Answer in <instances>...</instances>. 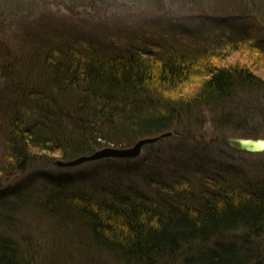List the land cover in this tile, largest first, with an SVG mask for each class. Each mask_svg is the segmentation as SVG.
Masks as SVG:
<instances>
[{
    "label": "trees",
    "instance_id": "trees-1",
    "mask_svg": "<svg viewBox=\"0 0 264 264\" xmlns=\"http://www.w3.org/2000/svg\"><path fill=\"white\" fill-rule=\"evenodd\" d=\"M28 1L36 2L0 0V15H24ZM106 1L61 0L70 8L64 20L22 18L26 31L13 35L27 39V50L0 40V64L9 78L0 87L3 166L23 168L52 155L73 158L170 129L178 132L203 107L229 102L233 91L264 86V73L259 74L264 37L251 34L261 28L252 22L259 16L253 8L264 0H251L254 6L236 8V13L216 10L195 27L170 25L171 36L158 32L157 38L169 45L163 52L153 43L119 46L113 39L106 43L104 33L94 34L97 29L85 25L91 21L85 22L82 13ZM48 26L55 27L58 38ZM207 29L214 34L209 42L201 40ZM48 36L66 46L46 52L50 45L41 40ZM71 36L72 43L64 38ZM130 47L134 50L124 54ZM236 51L257 56L262 66L234 57ZM139 168L127 160L123 175L106 181L100 174L102 181L92 179L91 172L54 175L40 169L29 182L43 180L47 193L27 197L20 187L0 189V224L11 226L15 219L10 221L9 214L39 203L69 244L76 236L74 250L60 241L51 250L38 251L42 245L36 246L34 237L23 239L24 246L0 233V264H55L47 258L49 252L58 264L264 263V184L258 178L242 169L244 175L237 170L220 174L199 159L144 173ZM90 252L89 260L84 259L89 254L81 255Z\"/></svg>",
    "mask_w": 264,
    "mask_h": 264
},
{
    "label": "rangeland",
    "instance_id": "rangeland-1",
    "mask_svg": "<svg viewBox=\"0 0 264 264\" xmlns=\"http://www.w3.org/2000/svg\"><path fill=\"white\" fill-rule=\"evenodd\" d=\"M35 1L27 2L23 11L24 15L22 13L16 17H3L0 15V40H6L13 48H17L18 50L19 47L27 50L26 47H29L27 39L23 40L21 36L13 35L25 30L23 22L28 18L38 17L39 15L45 16V20L53 17L64 20L67 17V11L70 9L69 6L61 5V0ZM107 1L103 3L104 6L101 8L99 5L102 3H99L95 9H92L93 12H89V14L82 13L85 22H87V19L91 21L85 25H92L91 27L97 29L94 31V34L104 33L103 39H105L106 43L110 39H113L119 46H125L131 42L130 46L134 45L137 48H142L145 44L153 43V47L158 46L159 51L169 48V45L165 44L164 40L157 38L158 32L171 36L172 31L168 28L170 25H182V27L189 25L195 27L199 24H204L208 17L212 16L216 10L217 12L229 11L230 13H236L233 12L236 8L242 9L254 6L251 0H240L239 2H230L232 0ZM34 4L38 6L34 11L39 10L38 12H34L31 9V6H34ZM257 4V7H254L253 10L259 16L252 20V22L255 24L260 23L261 28L256 26L255 29L251 30V34L254 37H264V11H258L259 6H264V1H260ZM106 5L107 8H104ZM17 17L21 18V22L18 21ZM217 17L220 18L219 16ZM48 31H50L51 35H56L57 38L60 35L55 27L51 28L48 26ZM208 31L211 30L207 29L205 34L202 35L201 40L212 41L214 34H207ZM152 36L156 37L154 38L155 40H151ZM64 38L70 41V43L74 40L73 36ZM196 38L200 39L199 37ZM41 41L43 44H47V46L50 45L44 48L46 52L50 47H60V44L63 47L66 46V42L55 44V40L49 38V36ZM198 42L200 43V40ZM107 45L105 44L106 47ZM0 46H4V42H1ZM212 46H214V43ZM128 50L134 49L131 47L125 49L124 54ZM163 51L165 50L161 52ZM1 52L0 54H2ZM241 52L236 51L233 56H238L246 61L253 60L259 65L263 64L257 56L254 57L248 53ZM109 53H112L111 49ZM1 59L2 57L0 56ZM261 70H259V74L264 73V69ZM8 80L6 71L0 64V87H4V82H8ZM187 83L191 82L187 81ZM182 86H185V83ZM232 93L234 95H232V99L229 102H223L218 106H214L213 109L203 107L197 117L190 116L189 118L192 117V119L188 123L187 121L182 123V125L187 124L181 126L182 128L178 129V132L174 129L167 130L173 133L145 145L141 154L135 158L108 156L99 159L101 160L100 162H98L99 160L86 161L77 166L60 167L55 164L54 157L56 155H52L23 168H7L2 165L3 161L0 160V189L7 188L14 190L20 187V192L29 194L25 195L27 197L33 196L32 193L43 195L48 192V188L42 184L43 180L29 182V180L34 179L33 177L38 176L36 171L40 169L54 175H65L66 171H70L71 174L78 173L79 175L81 173L86 175L91 172L90 176L93 177L92 179L96 180L98 174H100L103 180L106 181L112 176L119 177L123 175L124 168H127V160L131 167L137 168V166H140L139 172L144 173L150 168H167L171 162L177 164L179 167L185 161L194 162L199 159L206 166L212 167V171L224 174L227 171L233 172L237 170L244 175L242 171L244 170L249 174V178H258V181L264 184V150L260 152L245 151L229 146L221 141L223 136L253 137L260 135V137H264V86H261V90L258 91L246 89L244 92L236 90ZM3 104L4 99L0 98V111L4 112ZM2 149L3 143L2 139H0V156L3 152ZM46 154L49 155L50 153ZM170 158L173 160H169ZM100 166H103V169L100 172H96V168ZM132 175L134 177L137 176L136 173H132ZM92 179L91 181H93ZM97 181H102V179H97ZM14 195L11 198L18 200L17 196ZM37 205L41 206L39 203H32L28 207L29 209L27 208L24 211L18 210V212L14 211V213L9 214L10 216H8L11 217L9 220H15L11 226L5 225L7 221L1 222L0 233L11 234L14 238L20 239L18 241L24 243V246H27V243L26 241L23 242V239L34 237L32 239H34L36 246L42 245L40 246L41 248L36 247L38 251L42 248L51 250L53 247L59 245L60 241H62V244L68 243L64 239L67 234L60 227H56L57 223H54L53 218L46 215L43 207H37ZM1 217H4L3 212L0 213V219ZM58 236L60 237L58 238L59 240H53L57 239ZM75 238L76 236L72 237L74 244L76 242ZM74 244L68 243V247L74 250ZM45 252L46 250L42 254ZM86 254H89V256L88 258L85 256L84 259H91V252L81 255ZM47 258H49L51 263L58 264L57 262H59L57 259L52 261L53 257L50 252ZM84 262L87 263L86 261Z\"/></svg>",
    "mask_w": 264,
    "mask_h": 264
},
{
    "label": "water",
    "instance_id": "water-1",
    "mask_svg": "<svg viewBox=\"0 0 264 264\" xmlns=\"http://www.w3.org/2000/svg\"><path fill=\"white\" fill-rule=\"evenodd\" d=\"M172 133H173L172 131H165L158 135L146 136L140 138L133 145L128 147L105 146L103 148H100L98 151L94 152L91 155H81L69 161L59 160L58 163L61 165L70 166V165H76L82 162H86L88 159H92V158L101 159L108 156L135 158L141 154L145 145L158 141L159 139L165 136H169ZM221 140L227 145L245 151L260 152L264 150V140L255 142L252 140L238 138V137H222Z\"/></svg>",
    "mask_w": 264,
    "mask_h": 264
},
{
    "label": "bare ground",
    "instance_id": "bare-ground-1",
    "mask_svg": "<svg viewBox=\"0 0 264 264\" xmlns=\"http://www.w3.org/2000/svg\"><path fill=\"white\" fill-rule=\"evenodd\" d=\"M158 135V134H157ZM154 136V135H153ZM143 137H146V136H143ZM143 137H140V138H143ZM223 137H225V136H223ZM227 137H237V136H227ZM254 137V138H253ZM249 136V137H238V138H243V139H248V140H252V141H255V142H257V141H261V140H264V137H260V135H256V136ZM139 138V139H140ZM139 139H137L136 141H138ZM135 141V142H136ZM222 141V140H221ZM134 142V143H135ZM223 142V141H222ZM134 143H132V144H130V145H125V146H114V145H109V146H114V147H128V146H131V145H133ZM224 143V142H223ZM230 146V145H229ZM105 147V146H104ZM101 148H103V147H101ZM100 149V147L99 148H96L95 150H93V151H91V152H89V153H84V154H82V155H91V154H93L94 152H96V151H98ZM55 156V155H54ZM79 156H81V155H79ZM79 156H77V157H79ZM77 157H73V158H66V157H63V156H60V155H56L54 158H55V164L56 165H58V166H60V167H72V166H77V165H80V164H82V163H84V162H82V163H79V164H76V165H70V166H67V165H61V164H59L58 163V161L59 160H61V161H69V160H71V159H74V158H77ZM121 158V157H120ZM122 158H129V157H122ZM96 160H99V158H97V159H95V158H92V159H88L87 161L88 162H92V161H96Z\"/></svg>",
    "mask_w": 264,
    "mask_h": 264
}]
</instances>
